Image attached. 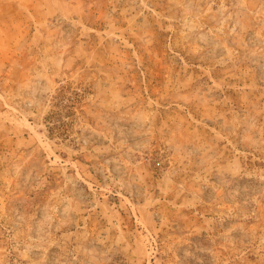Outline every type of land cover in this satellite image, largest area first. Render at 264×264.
I'll return each mask as SVG.
<instances>
[{
    "label": "rangeland",
    "instance_id": "obj_1",
    "mask_svg": "<svg viewBox=\"0 0 264 264\" xmlns=\"http://www.w3.org/2000/svg\"><path fill=\"white\" fill-rule=\"evenodd\" d=\"M0 264H264V0H0Z\"/></svg>",
    "mask_w": 264,
    "mask_h": 264
}]
</instances>
